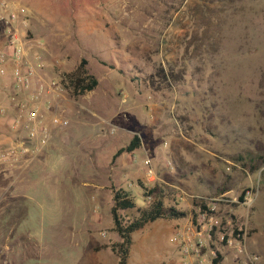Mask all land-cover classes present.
I'll use <instances>...</instances> for the list:
<instances>
[{
	"label": "rangeland",
	"instance_id": "rangeland-1",
	"mask_svg": "<svg viewBox=\"0 0 264 264\" xmlns=\"http://www.w3.org/2000/svg\"><path fill=\"white\" fill-rule=\"evenodd\" d=\"M9 1L31 11L30 50L51 64L68 125L53 128L37 173L44 149L0 171V264H118L113 189L136 203L125 220L156 200L183 214L134 232L127 264L185 260L172 232L201 214L219 264H264V0ZM81 59L100 85L73 98L61 80ZM111 65L117 88L103 81ZM135 135L143 154L113 158ZM124 159V174L108 176ZM31 173L26 199L5 210Z\"/></svg>",
	"mask_w": 264,
	"mask_h": 264
},
{
	"label": "built area",
	"instance_id": "built-area-1",
	"mask_svg": "<svg viewBox=\"0 0 264 264\" xmlns=\"http://www.w3.org/2000/svg\"><path fill=\"white\" fill-rule=\"evenodd\" d=\"M0 29L4 34L3 48L0 50V66L10 62L12 85L17 93L28 91V95L15 103V116L11 121V129L16 131L25 119V136L12 142L0 150V171H12L15 168L27 167L51 140L53 128L62 129L68 120L60 113H54L45 119L41 108L42 100L55 93L56 83L46 82L39 78L38 71L43 68L38 53L30 58L31 45L27 39L30 30V11L28 7L15 1H0ZM38 80L36 88L31 90ZM4 114V109H0ZM149 179L154 177L153 171L147 173ZM213 228L212 217L201 214L197 222L176 226L170 242L177 246L178 252L185 260L177 264H210L215 258L210 249Z\"/></svg>",
	"mask_w": 264,
	"mask_h": 264
},
{
	"label": "crops",
	"instance_id": "crops-1",
	"mask_svg": "<svg viewBox=\"0 0 264 264\" xmlns=\"http://www.w3.org/2000/svg\"><path fill=\"white\" fill-rule=\"evenodd\" d=\"M28 9H29V7H28ZM29 11H30V9H29ZM32 23H33V17L30 14V27L31 28H33ZM175 32H173L172 34L175 35L176 34ZM180 32L182 33V30H180ZM4 39L5 38H4L3 31L0 29V50H2V48H3ZM29 56H30V58H33L31 50L29 51ZM46 57L47 56H43L44 61L46 60ZM11 68H12V65L10 62H7L5 65L0 66V109H4V114H0V150L8 147L12 142H15L17 139L22 138L26 134V130L24 128V123H25L24 118L22 119V125L19 127L18 130L13 131L11 129V121H12L13 117L15 116V103L20 101L21 99H24L28 95V91H22L19 93H17L15 91V89L12 85V80H11ZM117 70L118 69L115 68L114 65H111L109 67V69H107V71H104L105 75L103 76V81L106 82V88H108V87L109 88H113V87L117 88L116 83L119 82V79L121 78V75L119 74V72H117ZM90 74H92L91 71H90ZM38 75H39V78H42L46 82L54 80V77H55L54 76L55 74L53 73L52 66L48 62L45 64V66L43 65V68L39 69ZM92 75L96 78V76L94 74H92ZM96 79H97V86H96V88H97L100 85L99 84L100 81L98 80V78H96ZM183 82L185 84V80H183ZM37 83H38V80L34 83L31 90H34L36 88ZM96 88L93 91H95ZM93 91H91V92H93ZM55 96H56L55 93L52 92V94L47 95L41 102V108H42V112L44 114L45 119H49L56 111V109L55 110L53 109V99ZM103 96H104V98H103ZM103 96H102L101 100L105 101V100L109 99L111 101H114L115 105L118 107V109H121L122 103H121V100H119V97L111 96L106 91H105V94ZM117 100H118V102H117ZM84 110H86L88 113L91 112V111H89L88 108H84ZM53 134H54V130L52 129L50 143L43 150V158L39 159L35 163V165L32 167V169H34V172H36L35 171L37 168L36 165L41 164L42 160L47 156L46 150H47L48 146L51 143H53V141H54V135ZM95 136H96V134H95ZM141 147H143L142 143H141V146L139 145V147L137 149L133 150L132 152H127V153H129L128 154L129 157L131 155H133L131 157H133L135 159V157H136L135 151H137V150H141L142 154H143V150ZM121 148H124V146ZM121 148H119V149H121ZM119 149H117L115 151V153ZM141 157H142V155H141ZM124 165H125V159L121 160L120 162L117 161L113 165L110 164L106 168V170H108L110 172V173L107 172L108 176L115 175L116 177H114V178H117L120 174H124V169H125ZM44 167H41V165H39L38 168H44ZM34 172H33V174H35ZM43 173H45V171L44 172L42 171V173L38 174L37 176L44 178ZM33 174L31 173L30 176H27L24 179H21L18 182L19 184L17 185V187L14 190L12 189L10 192H8V194H5V196H6V203H5L6 205L4 207L5 210L12 208V206H19L18 204L14 205L11 201H13V200H25L26 199V193L28 190L27 186L29 185V183L32 182L31 177H33ZM19 178L20 177L18 176L17 179H19ZM28 178H29V180H28Z\"/></svg>",
	"mask_w": 264,
	"mask_h": 264
},
{
	"label": "trees",
	"instance_id": "trees-1",
	"mask_svg": "<svg viewBox=\"0 0 264 264\" xmlns=\"http://www.w3.org/2000/svg\"><path fill=\"white\" fill-rule=\"evenodd\" d=\"M87 61L81 59L78 65L68 73L63 75L61 82L65 86L69 95L78 98L88 92L93 91L97 86V79L89 73L86 68ZM140 145L139 138L135 135L129 144L119 149L113 158L122 152H132ZM136 208L134 199L123 189L112 190V206L110 216L113 222V230L117 233L120 241L111 246L112 253L117 257L118 264H127L129 251L132 245V234L142 229L148 223L158 219H177L183 214L173 208H166L162 201H154L148 208L138 209V216L131 220H125L120 211L133 210ZM221 256L217 253L210 264H219Z\"/></svg>",
	"mask_w": 264,
	"mask_h": 264
}]
</instances>
